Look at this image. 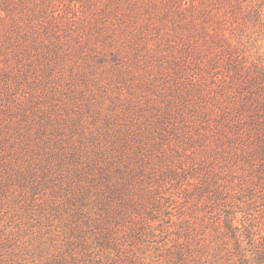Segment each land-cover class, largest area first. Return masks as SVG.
I'll use <instances>...</instances> for the list:
<instances>
[{"label":"trees","instance_id":"1","mask_svg":"<svg viewBox=\"0 0 264 264\" xmlns=\"http://www.w3.org/2000/svg\"><path fill=\"white\" fill-rule=\"evenodd\" d=\"M0 264H264V0H0Z\"/></svg>","mask_w":264,"mask_h":264}]
</instances>
